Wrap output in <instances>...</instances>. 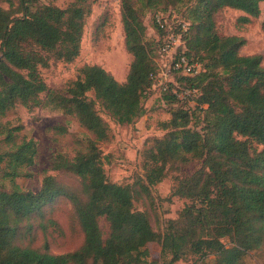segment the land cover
I'll return each instance as SVG.
<instances>
[{
	"label": "trees",
	"instance_id": "obj_1",
	"mask_svg": "<svg viewBox=\"0 0 264 264\" xmlns=\"http://www.w3.org/2000/svg\"><path fill=\"white\" fill-rule=\"evenodd\" d=\"M262 1L192 0L181 10L176 4L186 0H120L124 46L132 56L125 80L117 81L99 65L86 64L52 99L90 135L80 139L71 134L73 156L52 159V169H65L80 179L85 199L74 200L82 243L73 251L54 254L15 242L23 219L65 195L55 178L45 175L35 192L17 186L0 190V264H152L147 259L148 244L154 241L160 244L166 264L201 251L213 256L203 264H245L248 253L262 254V56L239 54L245 40L237 35H220L215 29V14L220 9L229 7L257 16ZM0 2L8 4L7 8L0 5V135L7 149L0 153V162L5 161L3 176L13 181L28 175L37 147L25 135L16 141L13 131L19 128H6L1 118L16 104L28 110L41 106L40 94L50 91L39 69L50 59L72 62L78 56L90 3L75 0L60 8L38 5L36 0ZM152 8L157 38L150 46L142 15ZM158 12L176 13L188 23L182 34V54L200 66L193 76L175 72L165 88L151 79L164 43L163 29L154 19ZM240 19L247 21L246 17ZM154 89L163 93V103L171 107L185 103L174 89H194V110L204 121V126L193 128L194 112L183 105L171 108L170 119L161 124L167 131L143 149V173L135 182L139 188L148 191L174 173L171 195L188 201L176 219L168 220L163 233L153 229L144 210L134 207V194L139 190L107 178L98 143L109 137V126L95 108L99 103L117 124H132L142 116L143 100ZM194 161L199 167L183 175L181 168ZM100 218L107 223L105 234ZM223 238L229 239V245Z\"/></svg>",
	"mask_w": 264,
	"mask_h": 264
},
{
	"label": "rangeland",
	"instance_id": "obj_2",
	"mask_svg": "<svg viewBox=\"0 0 264 264\" xmlns=\"http://www.w3.org/2000/svg\"><path fill=\"white\" fill-rule=\"evenodd\" d=\"M75 0H36V4H49L60 8L66 7ZM15 4V0H13ZM90 9L87 12L80 41L78 56L72 62L50 59L45 67H40V74L47 84L50 93L40 94L42 104L31 110L21 104H16L4 117L1 123L6 128L17 126L13 131L15 140L23 135L36 142L37 153L35 162L27 169L28 175H20L13 181L3 176L5 161L0 162V190L10 191L15 186L30 191H37L45 175H52L57 185L65 195L44 206L39 212L23 219L19 224V234L15 242L21 246H30L40 251L54 254L70 252L82 243V233L78 223L75 200H84L80 179L65 169H52V159L57 155L71 158L74 154L72 135L80 139L90 136L72 115L65 114L53 102V96L62 93L66 85L76 79L79 69L83 65H99L108 71L117 81H124L128 72L132 56L124 46V31L121 21L120 0H87ZM192 0L176 4L181 10L186 9ZM0 5L7 8L6 2ZM147 9L142 15L145 25V38L151 42L157 38L153 29V11ZM257 16L247 15L241 10L225 7L215 14V29L220 35H237L245 40L240 47L239 54L262 56L261 65L264 66V1L259 3ZM176 10V9H174ZM178 12L177 10L175 11ZM173 15H178V14ZM180 16V15H179ZM246 17L247 21L240 18ZM150 44V43H149ZM181 90L178 82L174 81ZM187 95L181 101L168 106L163 103V93L154 89L143 100L144 112L132 124H117L107 112L96 103L95 108L109 126V137L98 143L101 150L103 167L107 178L111 182L132 184L138 191L134 194V207L144 210L149 216L153 229L163 233L167 222L176 219L179 211L188 202L185 198L171 195L174 184V173H170L160 182L142 190L135 183L137 176L143 173L141 155L145 146H149L153 138L163 136L167 131L162 128V122L170 119L171 108L183 105L190 112H194L191 125L193 128L204 126L202 116L195 109L193 96ZM65 130V131H64ZM0 135V153L5 152V143ZM199 167V162H191L181 168V173L191 174ZM102 232H107L104 218L99 219ZM225 245L229 239L223 238ZM149 257L152 264H166L158 242L148 244ZM193 252L176 261L174 264H203L212 258V254ZM90 264V262L88 263ZM245 264H264V251L261 255L250 252L245 256Z\"/></svg>",
	"mask_w": 264,
	"mask_h": 264
},
{
	"label": "built area",
	"instance_id": "obj_3",
	"mask_svg": "<svg viewBox=\"0 0 264 264\" xmlns=\"http://www.w3.org/2000/svg\"><path fill=\"white\" fill-rule=\"evenodd\" d=\"M155 22L163 29L164 43L160 49L159 56L156 58L157 72L151 75L157 86L166 87V83L171 79L175 72L183 76H193L200 66L197 62L187 59L182 53L184 51V41L182 34L187 29L188 23L176 15L158 12L154 16ZM173 92L179 99L187 95L195 94L194 89Z\"/></svg>",
	"mask_w": 264,
	"mask_h": 264
}]
</instances>
